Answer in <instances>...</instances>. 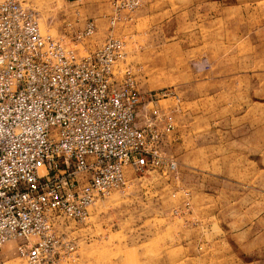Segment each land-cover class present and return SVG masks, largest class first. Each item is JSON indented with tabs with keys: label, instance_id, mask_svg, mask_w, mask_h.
<instances>
[{
	"label": "rangeland",
	"instance_id": "1",
	"mask_svg": "<svg viewBox=\"0 0 264 264\" xmlns=\"http://www.w3.org/2000/svg\"><path fill=\"white\" fill-rule=\"evenodd\" d=\"M155 1L159 12L112 34L138 67L141 104L156 92L145 108L172 116L158 143L175 169H128L84 221L65 220L74 250L60 264H194L209 251L230 264H264V0ZM111 2L29 0L41 31L79 53L108 35ZM139 8L152 13L132 12ZM86 18L95 30L72 45ZM0 258L26 264L11 240Z\"/></svg>",
	"mask_w": 264,
	"mask_h": 264
},
{
	"label": "built area",
	"instance_id": "2",
	"mask_svg": "<svg viewBox=\"0 0 264 264\" xmlns=\"http://www.w3.org/2000/svg\"><path fill=\"white\" fill-rule=\"evenodd\" d=\"M111 4L109 31L139 0ZM38 18L29 0H0V248L11 240L26 264H60L74 250L65 220L84 221L128 169H175L158 143L173 122L168 111L143 109L121 36L109 32L79 53ZM95 28L84 19L72 45Z\"/></svg>",
	"mask_w": 264,
	"mask_h": 264
},
{
	"label": "crops",
	"instance_id": "3",
	"mask_svg": "<svg viewBox=\"0 0 264 264\" xmlns=\"http://www.w3.org/2000/svg\"><path fill=\"white\" fill-rule=\"evenodd\" d=\"M73 1H75V0H73ZM217 1L219 2V0H217ZM155 2H156L155 0H151V1L150 0H139V5L137 7H140V6L143 7L145 5L151 6V8H149L148 10H149V12H152V13H144V14H141V9L139 8L135 12H132V14L130 15L129 18H126L125 17V18L119 19L115 23V25L110 29L109 32L112 33L117 24L118 25L120 24L118 27H119V29H122L123 27H120V26L126 25L127 23H129L130 20L131 21L133 20L134 23H138V21L141 18L142 19L144 17L147 18L149 16H152V14L155 15L157 12H159V10H155V9H157V8L160 7V6L157 7V5H155ZM206 15H208V17L211 16V14L209 13V11L207 12ZM212 15H216V18H217L218 12H216L214 10L212 12ZM208 21H209V19H208ZM144 101L145 100H143V103H142L143 109L146 110V111L151 110V109H146L145 108V104L149 103L150 101H145V102ZM151 105H153V104L151 103ZM194 259H195V263L194 264H230V261H231V259L229 258V255L228 254H226V253H218V254L217 253H214V254H212L211 251H209L208 254L204 253V254H201V255H195L194 256Z\"/></svg>",
	"mask_w": 264,
	"mask_h": 264
}]
</instances>
